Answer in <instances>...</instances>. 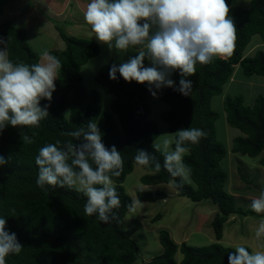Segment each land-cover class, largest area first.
<instances>
[{
	"label": "trees",
	"instance_id": "trees-1",
	"mask_svg": "<svg viewBox=\"0 0 264 264\" xmlns=\"http://www.w3.org/2000/svg\"><path fill=\"white\" fill-rule=\"evenodd\" d=\"M227 3L237 28L231 57L216 58L207 65L198 64L195 75L187 78L193 84L189 96L175 88L155 90L159 99L169 106L167 111L161 112V118L170 131L194 127L206 133L199 143L188 145L190 151L184 157L191 168V182L172 177L163 168V157L152 148L160 133L151 119L154 97L147 84L126 82L119 73L117 79L112 80L109 70L113 63L105 64L94 76L104 93L115 96L105 109L103 92L89 90L81 75L82 66L101 53L100 44L69 36L59 28L65 49L50 53L61 60L62 68L51 102H40L42 107L50 104L49 116L38 127L8 126L0 134V155L8 160L0 167V217L7 219L6 230L14 232L23 245L19 254L6 257V264H134L139 257L140 245L133 235L139 227L125 229L123 220L129 211L127 205L133 200L124 182L135 169L133 158L137 149L155 155L161 163L159 172L154 170V165L142 166L153 172L142 176V184H171L180 197L196 203L208 200L217 210L212 221L215 243L201 247L187 242L178 245L170 232L163 229L159 238L164 250L149 264H228V254L234 248L221 243L224 225L232 216L248 217L254 212L238 206L235 196L226 190L229 177L223 163L229 157V150L219 140L216 123L221 115L214 110L212 102L214 97L223 94L237 66L247 77L264 76V50L245 56L255 35H259L264 44V0H251L247 9L234 7L233 0H227ZM0 37L8 41L9 58L14 63L40 61V54L29 44L24 28L6 24L0 28ZM145 66H149L147 60ZM180 78L178 72L173 73L176 87ZM224 112L227 123L244 134L233 140L232 152L250 158L260 157L264 153V96H259L252 106L245 104L242 95L227 96ZM89 121L98 122L105 146L115 145L124 159L121 175L113 177L121 207L116 212L118 219L109 224L101 222L96 215H85L86 197L74 188L46 186L41 189L36 183L38 166L35 157L39 149L57 140L81 143L82 140L76 141L67 133L80 128L87 130ZM260 164L264 167V156L260 158ZM137 195L141 202L169 198L167 192L157 189L139 190ZM161 218L158 214L154 221ZM245 247L252 252L249 246ZM178 252L183 255L180 262L176 259Z\"/></svg>",
	"mask_w": 264,
	"mask_h": 264
},
{
	"label": "clouds",
	"instance_id": "clouds-1",
	"mask_svg": "<svg viewBox=\"0 0 264 264\" xmlns=\"http://www.w3.org/2000/svg\"><path fill=\"white\" fill-rule=\"evenodd\" d=\"M230 11L227 0H90L83 16L97 42L109 51L124 54L135 49V55L111 65L110 79L116 80L119 73L126 82L147 84L153 97L155 90L165 87L189 96L193 84L187 78L195 75L198 64L228 59L234 52L237 28ZM50 52L42 51L34 64L14 63L8 41L0 37V134L8 126L38 127L49 116L50 104L42 107L40 102H51L62 68L61 60ZM146 60L149 66H145ZM177 72L181 77L178 87L172 79ZM67 135L82 142L57 140L39 149L35 157L37 186L74 188L86 197V216L96 215L105 224L117 220L121 200L113 177L123 171L121 152L115 145L105 146L98 122L89 121L87 130L80 128ZM205 135L199 128L180 129L154 139L152 148L163 157V168L172 177L191 182V168L184 157L190 151L188 145L199 143ZM24 139L31 143L28 137ZM133 159L138 166L154 165L156 172L161 170L155 155L143 149H137ZM7 163L0 155V167ZM140 206L142 202L134 199L127 208L135 212ZM250 207L257 214L264 213V191L252 199ZM6 229L7 219L0 217V264H6V257L19 254L23 247L17 235ZM255 237L264 238V219ZM228 264H264V251L250 252L237 245L228 254Z\"/></svg>",
	"mask_w": 264,
	"mask_h": 264
},
{
	"label": "rangeland",
	"instance_id": "rangeland-1",
	"mask_svg": "<svg viewBox=\"0 0 264 264\" xmlns=\"http://www.w3.org/2000/svg\"><path fill=\"white\" fill-rule=\"evenodd\" d=\"M34 1L40 5L38 7L35 6ZM34 1L23 0L18 5L20 7L16 8L18 12L14 10L10 14L8 13L9 16H6L5 20H12L16 16L15 20L19 21V27L27 31L29 44L39 54L44 50L50 52L55 45H57L56 50L64 49L65 45L61 38L62 36L60 37V29L64 30L68 35L97 42L95 34L91 31L90 26L86 24L83 16L85 7L90 0ZM25 4H28V9L30 8L29 17L31 19H34L32 16L37 13L31 9L37 7L36 10H39L37 15L41 19L43 12L48 16L55 15V20L53 18L50 19L47 23L48 25L41 24L39 21L44 31H38L34 26L29 27L28 21L27 23L25 22L27 15L24 17ZM11 6L12 4L7 5V7ZM233 6L247 9L251 6V0H233ZM42 9L43 11H41ZM50 10H53L54 13H47ZM2 11L4 10L0 7V17H2ZM26 14H29V10ZM50 30L53 33L50 34ZM56 38L57 42L55 41ZM100 46L101 53L82 66L81 75L84 85L89 90L97 89L103 92L101 86L94 81L95 74L107 63L112 62L119 65L126 61L130 56L134 55L135 50L119 54L115 50L109 51L106 45L100 44ZM259 49L264 50V44L261 37L255 35L246 48L245 56H252ZM234 72L233 77L225 86L223 94L214 97L212 105L214 110L221 115L216 123L219 140L228 147L230 152L227 161L223 163V166L227 168L226 171L229 177L226 190L235 196L238 206L246 210H252L250 207L252 199L258 197L264 191V167L260 164V158L264 156V153L258 158H250L232 152L233 140L236 137L244 136V134L227 123L224 102L227 96L236 97L242 95L245 99V104L252 106L259 96H264V76L253 75L247 77L239 66L236 67ZM103 96L105 99L104 107L108 109L115 96L104 92ZM160 101L157 95L151 102V119L159 128V137L162 134L174 133L170 131L168 124L161 118V112L167 111L169 106L162 101L158 103ZM151 173L152 171L148 168L136 165L134 171L127 176L124 187L133 200L138 199L137 193L139 190L150 188L142 184L141 178ZM151 188L166 191L169 194V198L165 201L142 202V206L137 207L135 212L128 211L123 220V228L125 229H130L134 226L139 227L138 231L133 235V238L140 245L139 257L134 264H149L153 257L163 252L164 248L159 238L160 231L163 229L170 232L173 240L178 245L182 242H187L192 246L201 247L215 243L212 221L217 210L208 200L196 203L187 197H180L171 184H160ZM158 214H161L162 218L155 222L154 218ZM262 219H264V213L257 214L255 212L248 217L238 215L230 217L229 221L224 225V236L221 243L232 248L237 245H244L249 246L252 251H264V238L256 239L255 237V230ZM176 259L179 262L183 259L181 252H178Z\"/></svg>",
	"mask_w": 264,
	"mask_h": 264
},
{
	"label": "crops",
	"instance_id": "crops-1",
	"mask_svg": "<svg viewBox=\"0 0 264 264\" xmlns=\"http://www.w3.org/2000/svg\"><path fill=\"white\" fill-rule=\"evenodd\" d=\"M23 1V0H22ZM21 0H0V7H1V9L2 10H4V11H2V17H0V27H2V26H5L6 24H13V25H16V26H18L19 27V21L18 20H15V17H14V19H12V20H5L6 19V16H9V14L11 13V12H13L14 10H17V12H18V9H16V8H18V7H20V6H18L21 2H22ZM28 1V0H27ZM30 1V0H29ZM31 1H34V0H31ZM34 5L35 6H37L38 7V5H40V4H37V2L36 1H34ZM8 4H12V6L11 7H7V5ZM27 6H28V4H25V6H24V13H25V15H24V17L26 16V23H27V21H28V24H29V27H31V26H34L35 28H36V30H38V31H44L42 28H41V26H40V24H39V21H40V23L42 24V23H44V24H47L48 23V21H50V19H52L53 18V20H55L54 19V16L55 15H50V16H48L46 13H43L42 12V14H41V17H42V19L40 18V16H38L37 15V13L39 12V10L37 9L36 10V8H33V9H31V10H35V12H37L35 15H37V17H35V15H33L32 16V18H34V19H31V17H29V15H30V8L28 9L27 8ZM32 6V5H31ZM13 8H15V9H13ZM13 9V10H12ZM29 10V14H26V12ZM41 11H43V9L41 10ZM40 11V12H41ZM9 13V14H8ZM47 13H54L53 12V10H50L49 12H47ZM34 14V13H33ZM43 17H44V19H43ZM24 20V19H23ZM12 21V22H11ZM48 25V24H47ZM49 27V26H48ZM50 29V28H49ZM49 33L51 34V33H53V31L52 30H50L49 31ZM56 42H57V38H56V40H55ZM56 46L57 45H55L54 46V49H56Z\"/></svg>",
	"mask_w": 264,
	"mask_h": 264
}]
</instances>
